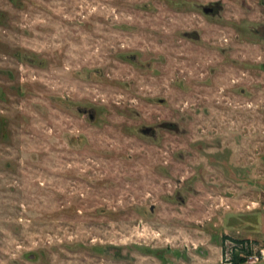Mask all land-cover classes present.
<instances>
[{"label": "rangeland", "instance_id": "1", "mask_svg": "<svg viewBox=\"0 0 264 264\" xmlns=\"http://www.w3.org/2000/svg\"><path fill=\"white\" fill-rule=\"evenodd\" d=\"M0 264H264V0H0Z\"/></svg>", "mask_w": 264, "mask_h": 264}, {"label": "trees", "instance_id": "2", "mask_svg": "<svg viewBox=\"0 0 264 264\" xmlns=\"http://www.w3.org/2000/svg\"><path fill=\"white\" fill-rule=\"evenodd\" d=\"M234 239H235L236 241H241V242H243V241L246 240L245 238H236V237H234ZM241 248H243V247H241ZM235 249H239V248H238V247H235ZM233 258H234V260L237 262V260H238V253H237L236 251H234Z\"/></svg>", "mask_w": 264, "mask_h": 264}, {"label": "water", "instance_id": "3", "mask_svg": "<svg viewBox=\"0 0 264 264\" xmlns=\"http://www.w3.org/2000/svg\"><path fill=\"white\" fill-rule=\"evenodd\" d=\"M212 9V7H205V11L206 12H209L210 10ZM151 126H146L144 129H143V132L144 133H147V132H149L150 130H151Z\"/></svg>", "mask_w": 264, "mask_h": 264}, {"label": "flooded vegetation", "instance_id": "4", "mask_svg": "<svg viewBox=\"0 0 264 264\" xmlns=\"http://www.w3.org/2000/svg\"><path fill=\"white\" fill-rule=\"evenodd\" d=\"M205 7H212V6H205ZM205 7H204V10H205ZM213 11V7H212V9L209 11V12H212ZM91 117H94V114H91ZM145 128V127H144ZM143 128V129H144ZM152 129H153V127L151 128V130L149 131V132H147V133H150L151 131H152Z\"/></svg>", "mask_w": 264, "mask_h": 264}]
</instances>
